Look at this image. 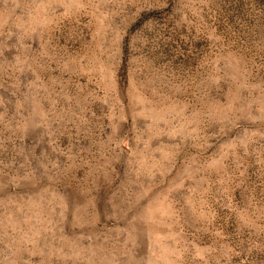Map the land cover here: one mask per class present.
Returning a JSON list of instances; mask_svg holds the SVG:
<instances>
[{"label":"rangeland","instance_id":"obj_1","mask_svg":"<svg viewBox=\"0 0 264 264\" xmlns=\"http://www.w3.org/2000/svg\"><path fill=\"white\" fill-rule=\"evenodd\" d=\"M0 264H264V0H0Z\"/></svg>","mask_w":264,"mask_h":264}]
</instances>
